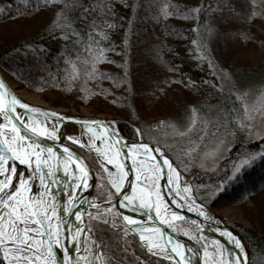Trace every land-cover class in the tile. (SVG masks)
Listing matches in <instances>:
<instances>
[{"label": "trees", "instance_id": "trees-1", "mask_svg": "<svg viewBox=\"0 0 264 264\" xmlns=\"http://www.w3.org/2000/svg\"><path fill=\"white\" fill-rule=\"evenodd\" d=\"M209 27L219 49L242 44L244 33L264 46V0H0V69L23 88L54 93L56 104L112 114L109 123L123 136L153 143L158 123L174 121L190 103H221L227 113L237 105L223 99L219 67L207 56ZM164 97L172 99L171 112L150 126L146 118L164 111ZM261 153L264 138L237 140L216 171L180 170L192 189L196 183L221 186L207 204L194 188L205 206L242 209L249 227L223 222L241 238L248 264H264V160L243 164L232 176L230 162ZM88 219L97 243L109 246L100 249L104 263L115 264L108 257L124 246L123 234L102 219ZM127 241L128 252L116 257L124 264H177L151 255L131 233Z\"/></svg>", "mask_w": 264, "mask_h": 264}, {"label": "snow or ice", "instance_id": "snow-or-ice-1", "mask_svg": "<svg viewBox=\"0 0 264 264\" xmlns=\"http://www.w3.org/2000/svg\"><path fill=\"white\" fill-rule=\"evenodd\" d=\"M255 16V13L253 14ZM250 17L249 19H252ZM9 93L6 90V85L0 81V114L3 115L6 123H0V264H89L88 257L79 255L73 257L68 248H63V259L61 260L56 252L57 248L61 247V231L58 224H54L55 219L62 216L75 215L77 221L82 223V213L75 210V193L79 191L80 186L87 187L86 177L90 174L88 161L80 156L73 159V153L69 148L65 147L63 151L68 153L69 159L75 163L76 168L72 173V182L76 183L75 173H80L79 183L76 184L75 190L69 192L71 197L67 204L57 199L56 187H60V177L56 169L49 161L53 160L55 153L53 149L45 148L41 145V138L58 139L57 132L49 131L48 127L44 126V121H48L50 117H58L56 113H48L39 108L32 107L22 103L17 97H7ZM25 109L28 113L39 114L44 117V121L34 120L32 115L28 116L25 121L24 117L16 112V106ZM18 122V123H17ZM93 125L103 124L102 121H91ZM23 126V131L21 127ZM243 127V126H242ZM91 131V129H89ZM139 132V130H137ZM113 132H108L109 138ZM264 138V137H262ZM69 139H72L69 137ZM73 143H80L82 148L89 149V155L95 151L97 155L92 156L102 172L100 173L103 179H106L107 184L111 186L108 190L107 204H112V207L105 209V213H112L115 210L116 218L123 221V237L124 246L119 248L116 256L108 257L109 261H115V264H124L123 261L117 259L122 253L126 254L130 247L127 241V236L131 233L133 236H139L138 243L141 247H146L151 255L157 253L154 249H159L162 252H167V246L154 239L157 232H161V240L163 238L162 231L157 228H147L139 220L132 215L122 214L120 209H128L132 213H140L148 215L154 210L159 217L162 208H167L161 199V191L155 190L156 180L162 174L163 165H167L170 172H176L168 159L163 160V165L152 163L150 152L160 151L159 149H150L146 143L133 144L127 154L123 153L119 148L115 150V154L111 155L108 151L102 153L101 147L95 144H84L79 139L73 140ZM120 141L117 139L113 144L108 146L109 149L114 148ZM140 149H143L145 156L138 155ZM47 153V159L43 158V153ZM101 154L103 159H101ZM122 155H126L132 159L135 166L132 171L136 172V183L130 185L131 194H127L125 189V180L129 176V171L126 165L120 160ZM161 156L163 152L161 151ZM257 158L264 160V153L259 154V157L252 156L243 162L244 165L250 166ZM139 160V164H138ZM12 161V164H9ZM19 161L20 165H26L31 169L30 173L21 172L15 166V162ZM35 163V168H33ZM108 165H112L115 171H112ZM67 167H65V175L67 176ZM150 173V175L148 174ZM39 176V185L35 184V179ZM179 179V173H176ZM143 177V180H142ZM56 187H53V186ZM63 187L71 188V185L65 183ZM103 187V185H101ZM111 189H114L113 193ZM183 191L187 193L188 188ZM122 196L117 206L113 203L115 198ZM184 199V197H181ZM90 207H98L95 203L90 204ZM91 216V214L89 213ZM200 215H206L200 211ZM99 218V217H93ZM184 217L176 212L172 213V220L169 221L166 217H160L161 224H167L175 230L174 221H183ZM63 223V220L60 221ZM105 224L108 221H103ZM195 221L192 222L195 225ZM77 231L82 236L91 235L90 228H80L77 226ZM119 231V230H118ZM230 239L235 240L230 232L223 233ZM75 239V237H73ZM171 239V238H170ZM146 242V243H144ZM236 247L243 253V247L239 240H235ZM93 256L96 260H100L104 256L102 248L109 247L101 241L97 243L92 241ZM179 245L172 247V252L178 253ZM79 251V249H77ZM87 251V249H85ZM207 255V253H205ZM134 255V253H133ZM168 258V257H165ZM139 261V258L137 257ZM142 264V262H141ZM178 264H183L179 261ZM221 264H224L221 261ZM229 264H246V259H241L238 254L237 259L232 261L229 256Z\"/></svg>", "mask_w": 264, "mask_h": 264}, {"label": "rangeland", "instance_id": "rangeland-1", "mask_svg": "<svg viewBox=\"0 0 264 264\" xmlns=\"http://www.w3.org/2000/svg\"><path fill=\"white\" fill-rule=\"evenodd\" d=\"M257 25L260 20L257 19ZM251 28V27H250ZM247 32L248 28H244ZM211 27L207 29L205 48L208 51L207 56L212 57L215 64L219 67L222 76V94L223 99L229 96V100L237 101L236 107L227 113L221 106L214 104H195L190 103L179 110L178 115L174 121L170 123H158L155 127L154 123L160 120L162 116H166L171 112L168 108L170 103L164 97L165 102L161 103L160 108L164 111L157 110V115L146 118L147 123L153 125L154 131L151 132L153 143L157 144L165 156H167L174 164L176 172H170V179L173 190L176 194L184 197L190 203L198 208H203L210 212V214L219 218L222 222H235L242 226H250V222L245 217L244 212L238 206L231 204H222L216 206H205L204 203L210 202L213 193L218 191L221 187L217 184H211L209 187H200L197 183L195 186L190 185L189 181L185 180L180 170H187L188 168L195 167L203 173H211L217 170L219 161L227 154L233 143L239 140L240 142H248L254 139L264 137V46L248 42L246 33L242 35V44H228L224 49L216 47L215 42L210 39ZM236 34L233 35V38ZM264 38L263 35L261 36ZM259 38V37H258ZM261 39V38H260ZM263 40V39H261ZM236 42V41H234ZM229 58L228 60H226ZM254 64V69L252 66ZM7 81L11 83L13 88L23 97H29L25 100L38 104L41 106H48L57 108L59 111L78 114L80 116H98L111 120L112 114L94 113L92 108L82 104L73 106H62L56 104V95L51 92L32 91L21 87L18 83L10 79L4 72ZM151 73L150 78L154 80V74ZM159 77V76H158ZM145 79V80H149ZM165 84V83H164ZM159 89L160 86L158 85ZM167 95H171L168 93ZM176 98V97H173ZM30 99H33L30 100ZM182 102H179V105ZM232 103V102H231ZM230 103V104H231ZM159 108V109H160ZM230 108V107H229ZM243 126V127H242ZM246 160L241 156L230 162V176L234 175ZM101 171L96 177L94 186L90 193V200L94 203L105 201L108 199V188L106 181L100 175ZM176 173H179L177 179ZM150 175V173H148ZM143 180V177H142ZM103 185V187H101ZM184 188L189 191L185 193ZM198 190V195L201 197L202 202L196 200L193 190ZM159 190V189H156ZM162 196V195H161ZM164 204V203H163ZM96 208H89L87 215L90 217H99L97 219L107 220L110 227L119 230L123 234V227L116 218L115 211L112 213H105V209L112 207V204L101 205L98 204ZM91 214V216L89 215ZM85 220V224L90 228L89 219ZM170 219L169 221H171ZM187 222V221H186ZM175 227L181 232L190 233L196 238L204 249L201 264H221V245L213 238L206 236L197 231L195 227H190L187 224L174 221ZM188 223V222H187ZM224 223V222H223ZM189 224V223H188ZM229 226L227 223H224ZM231 227V226H229ZM232 228V227H231ZM80 239V234L77 236V244ZM96 239V238H95ZM94 239L85 234L82 238V250L84 256L88 257L91 264H105L103 257L96 260L93 256ZM97 241V240H96ZM87 249V251H85ZM158 254L164 255L159 249H154ZM207 253V255L205 254Z\"/></svg>", "mask_w": 264, "mask_h": 264}, {"label": "water", "instance_id": "water-1", "mask_svg": "<svg viewBox=\"0 0 264 264\" xmlns=\"http://www.w3.org/2000/svg\"><path fill=\"white\" fill-rule=\"evenodd\" d=\"M0 81H3V83L6 85V90L9 93V96L7 97L8 99H10L11 96H15L22 103L28 104L35 108H39L42 111H46L48 113L58 114V117L60 119H57L56 117H50L48 121H44L43 116H40L39 114L28 113L25 109L20 108L19 105L16 106L17 114L22 115L25 121L28 120L29 115H32L34 120L44 121V126L48 127L49 131L57 132L58 139H49L47 137H42L41 145L45 148L50 147L53 149L55 156L53 157V160L49 161V163L53 165V168L56 169L57 163L58 165H62L64 163L65 167H67V169L69 170L68 174H70L71 178H72V173L74 169L76 168V165L75 163H72V161L69 159L68 153H65L63 149L65 147L69 148L70 151L74 154L73 159H75L76 156H80L83 158L85 157L76 148L66 143V141H71L73 143V140L67 137V131L69 130V128H71V130L76 131L78 135V139L81 141V143L88 144V145L99 144L103 148L102 153L105 151H108L109 154L111 155L115 154V150L117 148H119L123 153L127 154L133 144L146 143L149 145L150 149L160 150L157 152L149 153V155L153 158L152 159L153 163H159L160 165H163V160L168 159L169 162L174 167V164L171 162V160L167 156H165L164 153H163V156H161V151L163 152V150L157 144L150 143L144 140L131 139V138L123 136L121 133H119L115 128H113L110 125L109 120L106 118H102L98 116H80L78 114H72V113H66V112L59 111L57 108L41 106L38 104H34L32 102H29L25 100L17 92V89L12 87L11 83L7 81L1 69H0ZM91 121H102L104 123L93 125L90 123ZM0 123H6L2 114H0ZM18 126H20L21 130L23 131V126L22 125H18ZM89 129H91V131ZM108 132L114 133L111 136V138H109ZM117 139L120 141V143L116 144L114 148L109 149L108 146L112 145L113 141ZM74 144L81 147L80 143H74ZM83 149L89 152L88 148H83ZM42 155H43V158L47 159L46 152L43 153ZM95 155H97V153L93 151L92 156H95ZM138 155L141 157L145 156L143 149L139 150ZM101 159H103L102 154H101ZM120 160L126 165V168L129 171V176H128L129 181L127 184L125 183V191H127L126 192L127 194H131L132 189L130 185L133 183H136V172L132 171V169L135 166L132 163V159L128 158L126 155H122L120 157ZM9 164L11 165L12 161H9ZM138 164H139V160H138ZM15 166L21 172H25V173L31 172V169H28L26 165H20L19 161L15 162ZM89 167H90V174L89 176L86 177L87 187L85 188L83 185H81L79 191L76 193V196H75V204L77 205L76 210H79L82 213V223L81 221H77L76 219H74L72 226L69 229H65L64 228L65 222L64 223L60 222L63 216L60 217L59 219L54 220V224H58L60 226V231H61V237H60L61 247L59 248L60 254H58V252L56 251L58 257L61 260L63 259V248L64 247L68 248L70 254L73 257L78 256L79 252L83 249L82 248L83 236L81 235L79 231H77V226H79L80 228L87 227L84 222L83 215L87 207L90 206V204L94 203L92 200L89 199L90 190L94 183V170L92 166L90 165V163H89ZM108 167L112 171H115V168L112 165H108ZM60 168L58 167V169H56L59 177L61 174L59 170ZM77 173L80 176V173L79 172ZM156 185H158L160 188V191L162 194V201L165 207L167 208V211H165V208H162L159 217L156 215L154 210L150 211L148 215H142L140 213H132L128 209H123V208L120 209V212L122 214L132 215L135 219L139 220L147 228L160 229L162 231V236H163L162 240H161V232L155 233L154 239L157 242H160L163 245L167 246V253H168L169 260H172L176 262L177 264L181 260L183 261V264H201L202 255L204 254V249L202 245L190 233L177 231L176 229L174 230L173 227H170L169 225L160 223V217H166V218L172 219V213L176 212L179 215L183 216L184 220H186L193 227H195L198 232L216 240L225 249L228 264H229V256H231L232 261H233L234 256L237 257L238 254H240L241 259H246V264H248L247 251L244 247V244L241 238L235 232L234 229L224 224L219 218L210 214L209 211L204 210L203 208H199V210L206 212L209 218H203L200 215L188 210V208L185 207L184 203L186 202L187 204H189V206L196 208L194 203H190L185 199H181V196L176 194L173 191L169 169L167 165H163L162 174L156 180ZM53 187H56V186L54 185ZM56 191L58 193L57 199L64 203V191H62L61 186L56 187ZM111 191L113 193L115 192L114 189H111ZM122 199H123L122 196L115 198L113 200V203H115L118 206L119 200H122ZM104 203L105 201H101L95 204L98 205V204H104ZM118 220L123 226L122 219H118ZM193 221L196 222L195 225L192 224ZM226 232H230L232 236L235 237V240L240 241V244L243 247L242 254H241L240 249L236 247L235 240H232L229 237H228L229 238L228 240L225 237L223 233H226ZM78 234H80V239L77 244ZM90 236L96 241L92 232ZM73 237H75V239H73ZM135 237L137 238V241H139V236L137 235ZM139 245L141 246L140 243ZM175 245L180 246L177 250L179 255H177V253L172 252V247ZM143 248H146V247H143ZM77 249H79V251H77ZM81 264H84V262H81Z\"/></svg>", "mask_w": 264, "mask_h": 264}, {"label": "bare ground", "instance_id": "bare-ground-1", "mask_svg": "<svg viewBox=\"0 0 264 264\" xmlns=\"http://www.w3.org/2000/svg\"><path fill=\"white\" fill-rule=\"evenodd\" d=\"M13 87V86H12ZM20 92V91H19ZM18 92V93H19ZM21 93V92H20ZM22 94V93H21ZM24 98H28L29 99V97H27V96H23ZM30 100H32L33 101V99H30ZM67 137L69 138V137H71L72 139L71 140H77L78 139V135H77V133H76V131L75 130H71V128L67 131ZM96 145H98V146H100L101 147V150L103 151V148H102V146L101 145H99V144H96ZM152 162V161H151ZM153 163V162H152ZM61 167V168H60ZM33 168H35V163H33ZM59 170H60V172H61V174H60V181H59V183L61 184V188H62V191H64V204H67L68 203V201H69V199L71 198L70 196H69V192L71 191V190H75V188H76V184L78 183V181H79V178H80V176H79V174L76 172V177H75V179H76V183H73L72 182V178H71V176H70V174H68L69 173V170L67 171V176L65 175V165H64V163L62 164V165H59ZM39 178V176L37 175V177H36V179H38ZM128 181H129V177L125 180V183L127 184L128 183ZM39 182V181H38ZM65 183H67V184H69V185H71V188H67V187H63V185L65 184ZM124 191H125V189H124ZM78 192V191H77ZM76 192V193H77ZM125 192H127V191H125ZM76 193H75V196H76ZM76 205V204H75ZM184 205H185V207L186 208H188V210H190V211H192V212H194V213H196V214H198V215H200V210H199V208L198 207H192V206H189V204H187L186 202L184 203ZM77 209V205H76V208L74 209V211ZM204 212V211H203ZM205 214L206 215H204V216H201V217H203V218H209V216H208V214L205 212ZM74 219H76L75 218V215L73 214V215H69V216H63L62 217V220H64L63 221V223L65 222V224H64V228L65 229H69L71 226H72V224H73V222H74ZM225 237L229 240V238H228V236L227 235H225ZM222 249H221V255H222V261L224 262V264H228V262H227V256H226V251H225V249L223 248V247H221ZM79 255H83V253L80 251L79 252ZM78 255V256H79ZM237 259V257L236 256H234V258H233V261H235ZM89 264H91L90 262H89Z\"/></svg>", "mask_w": 264, "mask_h": 264}, {"label": "flooded vegetation", "instance_id": "flooded-vegetation-1", "mask_svg": "<svg viewBox=\"0 0 264 264\" xmlns=\"http://www.w3.org/2000/svg\"><path fill=\"white\" fill-rule=\"evenodd\" d=\"M70 129V128H69ZM66 143L67 144H69V145H71V146H73L74 148H76L80 153H82V155L87 159V161L90 163V165L92 166V168H93V170H94V183H93V185H92V187L94 186V184H95V181H96V177H97V175H99L98 173L101 171L102 172V170L100 169V167H99V165L96 163V161L95 160H93L92 159V155H89V152H87L85 149H83V148H81V147H79V146H77L76 144H74V143H72L71 141H66ZM39 178L38 179H35V184L36 185H39ZM105 181H106V179H105ZM106 186H107V188L108 189H110L111 187H110V185L109 184H107V181H106ZM156 189H160L159 187H158V185L157 186H155V190ZM173 189V188H172ZM91 190H92V188H91ZM91 190H90V193H91ZM89 198H90V195H89ZM108 200V199H107ZM106 201V200H105ZM101 202V201H100ZM107 203H104V204H101V205H106ZM89 208H91L90 206H88L87 207V209L85 210V213H84V215H83V219H84V222H85V220L89 217L88 215H87V211H88V209ZM168 220H170L169 218H167ZM120 223V222H119ZM121 224V223H120ZM167 225V224H166ZM123 227V226H122ZM179 230V229H178ZM146 243V242H145ZM145 250H147L146 248H144ZM56 251L58 252V254H60V250H59V248H57L56 249ZM148 251V250H147ZM155 251V250H154ZM156 252V251H155ZM157 253V252H156ZM157 256H160V257H163V258H165V257H168V253L166 252V254H164V255H161V254H156ZM168 259V258H167Z\"/></svg>", "mask_w": 264, "mask_h": 264}]
</instances>
